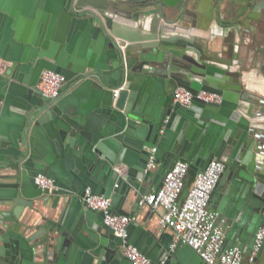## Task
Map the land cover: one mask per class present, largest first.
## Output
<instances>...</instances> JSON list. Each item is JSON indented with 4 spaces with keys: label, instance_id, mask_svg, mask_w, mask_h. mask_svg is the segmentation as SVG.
Listing matches in <instances>:
<instances>
[{
    "label": "water",
    "instance_id": "obj_1",
    "mask_svg": "<svg viewBox=\"0 0 264 264\" xmlns=\"http://www.w3.org/2000/svg\"><path fill=\"white\" fill-rule=\"evenodd\" d=\"M224 1L0 0V264H131V230L155 263L206 264L143 226L136 212L149 205H120L129 183L148 194L177 161L198 173L213 158L225 164L209 200L223 248L250 253L263 222L264 108L245 104L246 71L215 43ZM245 1L242 11L260 4ZM44 69L64 76L55 97L36 86ZM179 86L189 105L174 100ZM86 189L130 218L125 238L86 205Z\"/></svg>",
    "mask_w": 264,
    "mask_h": 264
},
{
    "label": "built area",
    "instance_id": "obj_2",
    "mask_svg": "<svg viewBox=\"0 0 264 264\" xmlns=\"http://www.w3.org/2000/svg\"><path fill=\"white\" fill-rule=\"evenodd\" d=\"M64 81V76L59 72L44 69L36 86L42 95L55 97ZM193 97L194 95L184 87L179 86L174 90V100L182 105H189ZM195 97L209 103H218L221 100L219 94L205 90L197 91ZM224 169L225 164L222 161L211 159L201 172L195 174L184 196L181 197L189 165L177 161L165 172L160 188L142 195L138 202L158 210V225L161 228L172 229L175 240L180 239L188 244L206 264H254L264 242V204L263 222L255 233L250 253L244 255L238 246L224 249L223 218L209 204L211 192ZM35 183L43 189L55 188L52 180L42 175L35 177ZM83 200L92 210L105 212L104 221L117 235L126 237V225L130 218L127 215L107 213L111 203L110 197L91 193L86 189ZM122 251L131 264H162L153 262L128 241H123Z\"/></svg>",
    "mask_w": 264,
    "mask_h": 264
},
{
    "label": "crops",
    "instance_id": "obj_3",
    "mask_svg": "<svg viewBox=\"0 0 264 264\" xmlns=\"http://www.w3.org/2000/svg\"><path fill=\"white\" fill-rule=\"evenodd\" d=\"M245 2V0H225L216 9L218 23L221 28L215 31L217 34L215 43L216 45L221 44L219 51L223 56L230 57L235 55L234 60L241 62L242 68L246 71L242 84L246 94L251 99L250 102L245 101V104L252 105L254 111H258L264 108V0H260V4L256 7L249 6L242 11L240 9L244 6ZM207 5L208 3H205L202 8L205 10ZM259 126L264 128V122ZM262 133L264 135V132ZM195 174L194 171L189 169L181 197L184 196ZM153 177H150L151 191L158 186L160 181V176H158L156 181L152 179ZM144 183L146 184V182ZM144 194L140 193L136 187H133L129 183L124 187V197L126 200L124 202L122 200L121 208L133 210L138 204L139 198ZM157 211L151 207L143 206L136 214L138 215L139 213L143 226L155 233L158 238L163 240L174 239L175 241L173 230H163L159 227ZM30 213V209L24 210L21 215L22 220L24 219L28 222ZM134 234V230H131L129 237L131 243ZM40 252L42 251L40 250ZM254 264H264V250L259 258L254 261Z\"/></svg>",
    "mask_w": 264,
    "mask_h": 264
}]
</instances>
